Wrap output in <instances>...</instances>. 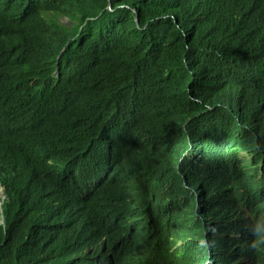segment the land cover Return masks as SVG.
Returning a JSON list of instances; mask_svg holds the SVG:
<instances>
[{
	"label": "trees",
	"instance_id": "trees-1",
	"mask_svg": "<svg viewBox=\"0 0 264 264\" xmlns=\"http://www.w3.org/2000/svg\"><path fill=\"white\" fill-rule=\"evenodd\" d=\"M218 5L228 23L243 26L245 36L239 37V52H231L233 58L246 57L243 64L227 74L218 64L229 59L226 50L219 46L204 49L201 38L209 33L207 24L200 26L194 37H174L168 63L187 69L194 82L191 97L181 110L172 113L176 119H188L185 132L164 123L169 113L153 100L139 99L115 108L98 106L89 114L94 123L85 125L95 129L102 141L119 146L118 150L121 144L126 145V163H111L100 172V179L91 178L85 184L80 182L85 175L72 172L69 177L71 171L64 166L67 171L61 180H56L52 171L37 177L26 173L19 180L14 176L0 179L7 194L5 226H0V264H102L103 259L104 264H207L210 256L218 261L227 249L228 243L217 241V234L229 231L254 240L255 225L248 212L258 214L264 208L252 205L244 194H227L226 187L234 180L228 151L235 142L253 144L258 139L264 155V112L252 106L258 103L255 97L264 95V0H220ZM20 30L18 15L5 6L0 15L2 67L1 57L5 58L0 70V110L12 105L19 82L32 87V72L29 76L20 72L29 62L6 47ZM150 35L155 36L154 32ZM162 43L159 40L156 47L161 49ZM144 76L156 82L160 74L149 70ZM246 87L250 93H245ZM15 105L33 107L42 116L60 111L59 105L52 109L48 95H38L35 90L25 106ZM72 128L64 126L61 134L75 136ZM83 134L89 132H78V136ZM215 143L221 146L205 148ZM3 145L0 135V156ZM205 149H216L212 153L218 151L217 155L209 156ZM14 154L13 149L9 155ZM157 155L166 157L163 165L152 159ZM212 158L217 160L212 162ZM33 160L16 155L15 173ZM170 164L180 165L173 177L167 171ZM171 178L176 183L172 191H162L151 182ZM75 180L79 184L70 188ZM174 198H178V207L168 217L161 204ZM112 228L122 229L119 240L110 236ZM257 236L256 244L264 250V236ZM100 237L106 238L109 252L100 247ZM172 242L180 246V255L169 253ZM88 248L94 249L92 256L85 253Z\"/></svg>",
	"mask_w": 264,
	"mask_h": 264
},
{
	"label": "clouds",
	"instance_id": "clouds-1",
	"mask_svg": "<svg viewBox=\"0 0 264 264\" xmlns=\"http://www.w3.org/2000/svg\"><path fill=\"white\" fill-rule=\"evenodd\" d=\"M168 1L169 3L167 0H0V15L4 7L9 6L14 9L21 22V33L11 36L6 44L8 50L27 62H36L44 67V82L49 88L40 85L35 89L36 94L48 95L54 100L49 91L53 88L59 92L56 96L61 98L64 94L59 87L66 85L70 89L73 85L72 80L67 79L68 76L74 82H79L80 91L92 86L88 81L91 76H98L100 81L97 86L106 89H112L106 79L117 80L122 82L120 98L123 103L166 97L165 101L150 100L165 107L169 113L168 122H172L169 125H175L185 132L188 119H176L172 113L181 110L186 99L191 97L194 82L187 69L168 63L174 49L172 39L177 36L194 37L200 26L209 25V33L201 38L204 49L211 50L217 46L225 49L229 59H222L218 64L225 67L227 74H232L246 58L231 56V52H239V37L245 34L241 31V24L228 23L223 17L218 5L220 0ZM36 6L40 7L35 9ZM94 14L111 16L108 23L113 25L103 24V28H90L91 23L102 22L89 21V17ZM37 17L39 19L35 20ZM133 29L140 30L141 34H136ZM31 30L32 38L29 37ZM150 32H154L155 36L152 37ZM167 34H171V39L167 38ZM159 40L163 41L161 49L156 47ZM84 42L95 45L84 48ZM88 53H94L91 61L86 59ZM153 54L159 59H151ZM146 57L157 62L148 61ZM151 66L159 67L154 71L160 74L156 82L144 76L149 71L147 67ZM228 66L231 70L227 69ZM113 72L116 76H113ZM147 82L156 86L152 87ZM246 88L245 93H250L251 89ZM103 97H113V93L98 95V98ZM254 100L258 103L252 106L264 112V95L261 98L255 97ZM257 141L258 139L253 144L235 142L233 150L228 151L232 154L229 156V173L234 180L227 184L226 193L233 197L244 194L251 198L252 205L264 208V155ZM6 200V192L0 193L1 227L5 226L3 206ZM196 202L198 204V200ZM248 219L255 225L254 240L229 231L217 234L216 240L228 243V246L218 261L210 256L207 264H264V250L256 244L257 235L264 236V212H248ZM202 222L205 223L204 220ZM202 242L207 243V240L203 239ZM91 249L93 248L85 251L89 256L94 253ZM176 251L178 255L182 253L180 246L172 242L169 253L174 254ZM95 258L98 260L99 256Z\"/></svg>",
	"mask_w": 264,
	"mask_h": 264
},
{
	"label": "water",
	"instance_id": "water-1",
	"mask_svg": "<svg viewBox=\"0 0 264 264\" xmlns=\"http://www.w3.org/2000/svg\"><path fill=\"white\" fill-rule=\"evenodd\" d=\"M111 19V16L106 14H94L89 17V21L102 22L91 23L89 27L98 29L103 28L104 25H113L108 23ZM241 31L244 32V30ZM94 45V43H83L84 48ZM92 56H94V53H88L86 54V59L91 61ZM1 58L4 60L1 61L3 62L1 63L3 67L0 66V70H3L5 58ZM35 66L38 68H31ZM27 67V69L21 70L20 72L23 76H29L28 73L32 72V87H24L21 82H19L17 85V102L13 101L12 105L10 103L7 110H0V135L4 140V145L2 147H5L0 156V179L10 180L14 176L15 179L19 180L26 173H29V175L35 174L37 177L38 175H44L52 171L56 175V180H61L64 178V174L68 169L71 171L68 173V176L73 173L85 175V177H82L80 180L82 184H85L91 178L95 180L100 179V172H105L106 168L110 166L111 163H113L111 165H114L118 161L122 163L127 162L129 155L124 151V149L127 148L126 145L121 144V149L118 150V148H120L119 146L114 144L109 145L102 141V136L97 134L95 129H87L85 125L94 123L92 115L89 114L90 111H94L98 106L115 108L117 105L123 103L120 100L122 96V82L106 79V82L112 85V89H106L97 86L100 81L98 76H91L88 77V81L92 86L88 87L89 89L80 91L79 82H74L73 79L68 76L67 79L72 80L73 85L70 89H68L66 85L59 87L64 94L61 98L56 96L59 93L58 91H55L53 88L49 89L50 93L55 98V102H53L54 107L52 109H55L57 105H59L58 109L60 111L57 112V110H53L42 116L40 115L41 112L34 110L33 107H27V109L15 107L17 103L20 106H25L28 102L29 94L32 90L40 87V85H46L47 88H49L48 84L44 82L45 71L43 65L36 64V62H29ZM113 76H116L114 72ZM147 83L152 84L151 82ZM151 86L153 87L156 85ZM56 88H58V86H56ZM110 92L113 93V97L98 98L100 93L107 94ZM93 93L96 95H92ZM1 105H3V103H1ZM83 105L85 106L82 107ZM62 114H64L63 116H66V118H64ZM64 126L73 127L72 131L75 133V136L62 135L61 133L64 130ZM93 128H97V126H93ZM82 131L89 132V134L78 136V132ZM127 136L128 134L125 137ZM13 149L15 154L10 156L9 153L12 154ZM16 155L23 156L27 160H32L34 158V160L27 166L20 167L15 173L17 169L14 161ZM165 158L166 157L159 155L152 159L163 165V163L166 162ZM63 166L67 169L63 170ZM179 166L180 165L176 164L168 165L167 171L170 177H173L174 171H176ZM96 175H98V177ZM171 180L172 181H164L160 179L151 182L162 191H172L176 183L174 178H171ZM78 184L79 183L75 180L70 185V188H75ZM4 192H6V187L0 185V193ZM177 199L178 198H174L161 204L163 214L171 217L170 215L173 214L174 208L178 207ZM0 204H2V202ZM56 213H60L59 208H56ZM121 232L122 229H109L110 236L118 240L122 237ZM100 241L102 242L100 245L102 250L106 253L109 252L106 245V238L100 237ZM95 257L97 256L95 255ZM102 264H104V259Z\"/></svg>",
	"mask_w": 264,
	"mask_h": 264
},
{
	"label": "bare ground",
	"instance_id": "bare-ground-1",
	"mask_svg": "<svg viewBox=\"0 0 264 264\" xmlns=\"http://www.w3.org/2000/svg\"><path fill=\"white\" fill-rule=\"evenodd\" d=\"M186 1H188V0H186ZM167 3H169V1L167 0ZM40 6H36L35 7V9L36 8H39ZM34 8V7H33ZM32 9V8H31ZM167 12H169V11H167ZM166 14H168V13H166ZM196 30H197V28H195ZM134 31H136L135 33L136 34H141V32H140V30H136V29H133ZM173 33H175V32H173ZM173 35V34H172ZM167 36V38L168 39H171V34H167L166 35ZM209 37V36H208ZM207 37V38H208ZM145 39V38H144ZM97 41V40H96ZM135 41H138V40H135ZM134 41V42H135ZM101 42V41H100ZM136 50V49H135ZM73 56V55H72ZM74 57H77V56H74ZM159 59V58H156V57H151V59ZM151 59H149V58H147L146 57V60H148V61H151ZM151 62H157V61H151ZM138 68V67H137ZM142 69V68H141ZM147 69H149V70H152V71H155V70H158L159 69V67L158 66H151V67H147ZM149 74H151L150 72H148V74L147 75H149ZM140 76H143V75H140ZM154 84V83H153ZM151 85V84H150ZM151 86H149V88H150ZM244 90V89H243ZM156 91H161V90H156ZM156 93H160V92H156ZM92 95H96V94H92ZM150 100V99H153V100H161V101H165V100H167V98L166 97H164V98H159V97H153V98H146L145 100ZM120 100H122L121 98H120ZM126 101L127 100H129V99H125ZM12 101H16V99H12ZM15 106H17V105H15ZM156 115V114H155ZM67 120H70V119H67ZM184 122V121H183ZM164 123H172V122H164ZM178 123H181V122H178ZM219 146H221V144L220 143H215V144H213V145H210V146H208V147H205V148H219ZM207 152L205 153V154H208L209 156H213V155H217V152H216V154L215 153H212V152H214L215 150H209V149H205ZM242 151V150H241ZM215 160H217L216 158H212V162L213 161H215ZM212 162H208V163H212Z\"/></svg>",
	"mask_w": 264,
	"mask_h": 264
}]
</instances>
